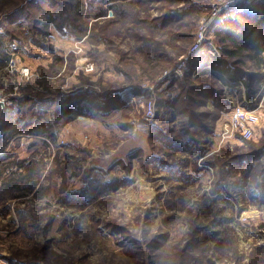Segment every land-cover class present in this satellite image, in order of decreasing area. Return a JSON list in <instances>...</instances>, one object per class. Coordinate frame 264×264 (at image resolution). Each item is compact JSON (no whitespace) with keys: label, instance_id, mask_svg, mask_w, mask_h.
Returning a JSON list of instances; mask_svg holds the SVG:
<instances>
[{"label":"rangeland","instance_id":"obj_1","mask_svg":"<svg viewBox=\"0 0 264 264\" xmlns=\"http://www.w3.org/2000/svg\"><path fill=\"white\" fill-rule=\"evenodd\" d=\"M11 1L0 0V8L10 12ZM174 1H120L118 22L110 6L97 19L74 15L68 7L74 26L67 21L60 31L52 25L46 47L33 49L28 24L22 18L6 22L0 12V32L7 29L15 40L5 52L9 59L18 54L31 68L28 82L62 57L55 66L59 74L45 89L71 96L84 87L118 94L132 87L135 95L139 89L142 103L155 102L159 126L149 129L142 103H134L106 116L90 112L60 121L54 140L29 132L12 138L0 153L9 157L0 163L43 161V170L31 193L5 189L8 175L0 176V264H264V156L245 173V165L224 166L250 147L237 139L219 147L209 136L216 106L226 110L225 117L235 102L201 98L197 105V97L189 111L201 118L192 122L187 104L175 108L174 95L169 97V73L188 55L209 3ZM182 4L185 14L163 22L165 11ZM155 65L156 79L144 82ZM200 79L227 91L216 78ZM19 82L24 83L17 73L0 71V101L10 110L16 108L10 94ZM257 105L261 120L252 140L263 143L264 92ZM18 117H1L0 126L18 129Z\"/></svg>","mask_w":264,"mask_h":264},{"label":"trees","instance_id":"obj_2","mask_svg":"<svg viewBox=\"0 0 264 264\" xmlns=\"http://www.w3.org/2000/svg\"><path fill=\"white\" fill-rule=\"evenodd\" d=\"M66 1L69 2L61 3L59 0H22L23 3L18 6L19 3L17 4L16 1L12 0L10 2L12 9H8L10 12L5 11L7 9H5L4 5L1 6L0 12L7 14L4 16L6 17V22H11L12 19L14 21L22 18L24 20L22 22L28 24L26 34L28 35L27 39L29 44L37 47H46L47 40L51 35L52 25L62 31L67 21L69 25L75 24L72 14L66 12L68 7L69 9H73L74 15L91 13L94 19H97L106 17V9L110 6V9L115 13L112 21L117 18L116 22L120 20L123 13L120 12V1L124 0ZM140 1L141 3L145 2V0ZM149 1L156 2L158 0ZM174 2L180 4L181 0H175ZM15 5L18 7L14 9L13 7ZM43 5L47 8L45 9ZM34 10L36 12L32 13ZM186 11L187 8H184L183 4L178 9L171 8L167 12L165 11L162 17L163 22H170L172 21L170 20L172 17L185 14ZM37 13L39 17L35 15L36 18H32V15ZM10 24L15 25V23ZM0 27H2V23H0ZM5 30V33L0 32V66H4L9 60V56L5 52L6 45H12L15 42L13 40L14 35L8 33L7 29ZM213 30L214 40L217 43L221 56L218 59H210L209 64L216 73L201 78L213 77L219 80L218 74L221 73L231 82H243L246 101L254 102L256 105L261 100L264 92V0H256L255 2L246 4L242 11L220 19ZM193 41L194 39L192 40V44ZM185 54L187 55V52ZM185 54L184 56L182 55V59L187 57ZM179 58L175 64L179 61ZM149 62L153 63V60ZM62 63L63 58L56 57L55 63L47 70L40 68L38 70L39 80L36 79L35 82L23 83L20 94L11 99L15 102L16 108L12 110L6 107L0 109V119L1 117L6 118L9 115L16 114L19 116L17 119L18 122L16 123L20 124L18 129L0 126V153H3L7 147V143L12 138H16L20 133L25 134L29 132L43 140H54L59 132L60 121L72 119L79 115H90V112H94L100 116H106V114L116 113L124 107H127L121 100L119 94L115 91L112 92V90H107L104 93L89 90L71 96L60 89H45V84L49 83L52 77L60 72V70L55 69V66L57 64L61 65ZM197 64L195 56L188 57V66L185 69L184 77L178 79L171 76L168 81L170 82L172 80L173 83H169L167 87V90L171 91L169 97H173L174 95L172 103L175 105V108H178L177 106H180L182 103L187 104L188 107L186 109H188L187 112L192 122L201 118L194 111H189L192 101H195L197 97L198 99L195 101L197 105L203 102L200 101L201 98H216L218 102L226 103V106L228 105V101H225L222 97L224 94L223 90L217 91V89L215 90L209 86H205L204 81L200 78H193L192 74ZM158 67L159 65H155L152 70L150 69L146 74L148 78H144L143 81H154L160 72ZM168 81L166 80V82ZM36 85L39 88L37 90L35 89ZM223 86L224 84H222ZM131 89L133 88L131 87ZM135 92L140 95L139 89ZM150 93V91L144 92L148 96L151 95ZM216 108V111L209 116V118L213 116L214 122L226 112V110L219 108V106H216ZM49 118H52V120L50 121ZM209 118L206 119L208 120ZM241 142L243 146L250 147V151L236 156L228 161V163L222 164L224 166L231 165L234 167L245 165L246 171L243 170L245 173L252 168L251 163L257 162L258 165L261 161L264 156V142L255 143L253 140H241ZM5 155H0V161L2 158L9 157ZM58 161L59 159H57ZM4 164L0 163V176L8 175L9 179L4 183L5 189L25 191V193H31L35 190L41 171L43 170V161H40V164L36 163V160L18 163L13 162L10 165ZM59 164L61 165L60 162ZM76 170L77 168H74V173H76Z\"/></svg>","mask_w":264,"mask_h":264},{"label":"built area","instance_id":"obj_3","mask_svg":"<svg viewBox=\"0 0 264 264\" xmlns=\"http://www.w3.org/2000/svg\"><path fill=\"white\" fill-rule=\"evenodd\" d=\"M256 0H209V3L205 6L201 18L198 22L196 34L194 36L193 44L188 52L186 58H183L180 63L172 69L169 74L182 78L185 74V69L188 66V57L197 56L199 58V66L194 70L193 76L197 77L207 70H211L205 63L208 60L218 59L221 56L217 43L214 40V26L216 23L227 17L230 14L242 11L246 4L255 2ZM5 69L17 73L19 79L24 83L28 82L32 78L31 68L22 64L20 56L13 55L6 63ZM93 70V67L87 66L86 70ZM168 73L164 75V79ZM155 87V86H154ZM21 82L13 87V91L10 94V99L20 94ZM87 87H84L81 91L86 92ZM132 89L127 92L121 93L119 96L128 105L134 103H142L141 98H136L133 95ZM130 96L127 98L126 96ZM16 96V97H17ZM4 102V101H3ZM256 106V107H254ZM141 107L144 109L143 120L149 129L159 128L156 120L155 102L149 100L148 103H142ZM261 116L259 114L258 105L254 102H246L245 104H238L232 107L227 113L224 119H221L220 135H219V147L231 140H252L256 128L259 126ZM64 144V141H61Z\"/></svg>","mask_w":264,"mask_h":264},{"label":"crops","instance_id":"obj_4","mask_svg":"<svg viewBox=\"0 0 264 264\" xmlns=\"http://www.w3.org/2000/svg\"><path fill=\"white\" fill-rule=\"evenodd\" d=\"M14 46H16V47H14ZM14 46H13L14 48H17L18 47V45H14ZM32 46H34V45H31L30 46V49L35 48V46L34 47H32ZM25 49L29 50L27 46L25 47ZM195 58L197 59V63H198L197 64V67H198L199 64H200L199 58L197 56ZM209 63H210V60H208L205 63V65L208 66V67H210L211 70H207V71H205L204 73H202L201 75H199L197 77H194L193 74H192L193 78L194 79H197V78H201V77L208 76L210 74L216 73L213 70V68L210 66ZM5 66H6V64L4 66H0V71L3 70V69H5ZM218 78H219V81L225 85V89L227 90L223 94L222 97L226 98L227 101L229 100V101H233V103L235 102L236 104L234 103V106L235 105H238V104H245L247 102L246 101V94H245V88H244V83L243 82H240V81H238V82H231L225 75H223L221 73L218 74ZM126 90H128V89H126ZM132 96H134L136 98H139V96L138 95H135L134 92H133V95ZM121 100L123 101V99H121ZM163 104H165V103H163ZM125 105H128V104H125ZM234 106H232V107H234ZM223 115H225V114L223 113ZM223 115H221V117ZM219 119L217 120V122H216V124H215V126L213 128L212 133L209 134V136H211V138L213 140L212 142L214 143L216 141L217 146H219V135H220V127H221V124H220V121L221 120H219ZM222 119H224V117H222ZM207 153H210V152L209 151L205 152V154H207Z\"/></svg>","mask_w":264,"mask_h":264},{"label":"water","instance_id":"obj_5","mask_svg":"<svg viewBox=\"0 0 264 264\" xmlns=\"http://www.w3.org/2000/svg\"><path fill=\"white\" fill-rule=\"evenodd\" d=\"M0 106H2L4 108L5 107V102L0 101Z\"/></svg>","mask_w":264,"mask_h":264}]
</instances>
